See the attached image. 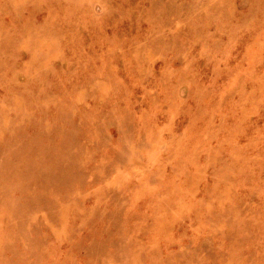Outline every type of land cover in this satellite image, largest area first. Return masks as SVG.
<instances>
[{"label":"rangeland","instance_id":"1","mask_svg":"<svg viewBox=\"0 0 264 264\" xmlns=\"http://www.w3.org/2000/svg\"><path fill=\"white\" fill-rule=\"evenodd\" d=\"M0 264H264V0H0Z\"/></svg>","mask_w":264,"mask_h":264}]
</instances>
